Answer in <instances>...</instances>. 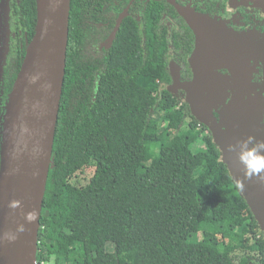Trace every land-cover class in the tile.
I'll use <instances>...</instances> for the list:
<instances>
[{"label":"trees","instance_id":"16d2710c","mask_svg":"<svg viewBox=\"0 0 264 264\" xmlns=\"http://www.w3.org/2000/svg\"><path fill=\"white\" fill-rule=\"evenodd\" d=\"M22 1L33 33L36 2ZM84 4H70L37 261L264 264L263 233L209 132L165 89V34L154 25L152 43L142 42L126 19L104 60L87 56ZM170 44L182 50L177 37ZM90 166L85 186L71 182Z\"/></svg>","mask_w":264,"mask_h":264},{"label":"water","instance_id":"95a60500","mask_svg":"<svg viewBox=\"0 0 264 264\" xmlns=\"http://www.w3.org/2000/svg\"><path fill=\"white\" fill-rule=\"evenodd\" d=\"M35 2L34 37L9 95L1 129L0 264L37 262L41 211L64 85L71 0ZM181 14L195 36L189 57L193 80L180 83L171 63L172 83L165 89L171 95L179 90L185 93L182 103L210 132L220 161L235 185H242L237 187L239 193L264 237V179L247 177L238 160V153L248 151L252 142L264 145V131L256 126L264 117V37L238 35L200 15ZM250 62L262 69L257 84L252 83L255 67ZM221 70L228 71L230 78L222 79L217 74ZM228 92L235 96L228 98ZM219 107L224 111L221 122L214 115ZM229 146L236 151H229ZM14 202L16 207H12Z\"/></svg>","mask_w":264,"mask_h":264},{"label":"flooded vegetation","instance_id":"af4514ba","mask_svg":"<svg viewBox=\"0 0 264 264\" xmlns=\"http://www.w3.org/2000/svg\"><path fill=\"white\" fill-rule=\"evenodd\" d=\"M84 2L85 12L80 26L83 27L87 56L104 60L110 54L116 35L126 19L134 22L142 42L149 44L152 43L155 25L156 33L160 36L165 34L169 44L166 58L168 72L169 65L175 64L180 83H189L193 80L189 57L195 49V36L181 12L200 15L220 23L238 35L253 33L255 36L264 37V0H84ZM31 19V14L22 0H0V151L5 108L20 71L16 73V67L18 63L22 64L35 33V26L33 33L30 30ZM176 37L182 49L177 52L170 44V39ZM250 66L255 67L251 77L252 83L257 84L262 79V69L255 66L254 62H250ZM14 73L16 78L12 80ZM217 74L222 79L230 78V73L225 70L218 71ZM170 79L171 85V75ZM228 94V98L235 96L232 92ZM173 96L180 100L186 98L185 93L180 90ZM240 98L246 100L247 95L240 94ZM222 109L219 107L214 114L219 122L224 114ZM256 126L264 131V117ZM248 150H255L258 154L264 155V145L252 142Z\"/></svg>","mask_w":264,"mask_h":264},{"label":"clouds","instance_id":"9594fccd","mask_svg":"<svg viewBox=\"0 0 264 264\" xmlns=\"http://www.w3.org/2000/svg\"><path fill=\"white\" fill-rule=\"evenodd\" d=\"M251 140V138H249ZM246 148L247 145L245 144ZM229 151H236L235 146H229ZM238 160L244 166L245 175L249 178L252 176H259L264 179V155L258 154L255 150L244 151L243 149L238 153ZM238 188L242 185L237 184ZM17 203H13L12 207H16ZM31 219V217H29ZM22 230V229H21Z\"/></svg>","mask_w":264,"mask_h":264},{"label":"rangeland","instance_id":"374dc122","mask_svg":"<svg viewBox=\"0 0 264 264\" xmlns=\"http://www.w3.org/2000/svg\"><path fill=\"white\" fill-rule=\"evenodd\" d=\"M93 174L94 167L90 166L89 168L85 169L82 174L78 175L77 178L72 179L71 182L79 186H85V184L88 183L87 181L92 177Z\"/></svg>","mask_w":264,"mask_h":264},{"label":"built area","instance_id":"2783aa9c","mask_svg":"<svg viewBox=\"0 0 264 264\" xmlns=\"http://www.w3.org/2000/svg\"><path fill=\"white\" fill-rule=\"evenodd\" d=\"M36 264H56L54 263V261H48V262H45V261H40V262H36Z\"/></svg>","mask_w":264,"mask_h":264}]
</instances>
